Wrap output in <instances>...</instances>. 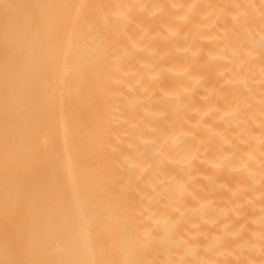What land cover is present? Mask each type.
<instances>
[{
	"label": "bare ground",
	"instance_id": "obj_1",
	"mask_svg": "<svg viewBox=\"0 0 264 264\" xmlns=\"http://www.w3.org/2000/svg\"><path fill=\"white\" fill-rule=\"evenodd\" d=\"M161 2L86 0L84 23L92 30L103 19L101 32L110 41L113 66L131 73L121 78L123 83H115L103 74L79 82L72 78L73 34L62 37V59L54 58L56 43L36 32L37 0H0V257L4 260L44 264L71 258L50 234L49 213L65 214L67 196L80 194L78 174L88 168L99 176L98 186H83L93 204L110 194L137 210L149 204L156 185L195 177L189 183L192 196L165 209L172 219L196 225L187 228L195 238L190 242L202 245L215 236L231 246L248 235L236 232L243 220L228 223L241 186L252 182L245 171H229L236 145L230 135L235 131L232 96H222L214 104L200 99L206 87L220 83L206 54L215 49L204 44L197 57L178 54L176 49L191 43L190 35L184 38L190 26L181 30V36L169 37L175 10L165 4L162 14L149 15ZM128 5L135 6L125 21L120 9ZM136 42L145 50L136 51ZM225 42L235 44L237 37L230 35L220 43ZM62 76L66 88L79 91L59 107L50 98L49 86ZM198 76L207 79L196 85ZM136 81L138 85L126 87ZM194 107L199 112H191ZM110 116L119 117L111 127ZM189 143L196 159L191 171L180 175L177 159ZM97 187L104 189L103 194ZM201 204L207 207L201 209ZM137 217L142 227L159 234L154 230L156 217L148 211H138ZM89 242L85 224L81 244Z\"/></svg>",
	"mask_w": 264,
	"mask_h": 264
},
{
	"label": "clouds",
	"instance_id": "obj_2",
	"mask_svg": "<svg viewBox=\"0 0 264 264\" xmlns=\"http://www.w3.org/2000/svg\"><path fill=\"white\" fill-rule=\"evenodd\" d=\"M37 2L39 23L36 32L47 42L56 43L54 58L62 59V37L68 32L73 34L70 74L77 82L99 78L103 74L115 83H123L121 78L131 74L122 67L113 66L115 58L110 41L101 32L103 19L92 30L84 23L86 0ZM165 4L177 13L171 17L169 37L181 36V30L190 26V32L184 38L190 35L191 43L176 49L178 54L197 57L204 50V44L215 49L206 54L208 64L215 70L220 83L206 87V94L200 99L214 104L222 96H232L234 121L231 127L235 131L230 135L236 145H233L235 150L231 155L234 161L229 171H245L252 177V182L241 186L239 199L230 207L233 219L228 223L234 225L236 220H243L236 232L243 230L248 235L242 243L231 246L222 237L215 236L202 245L190 242L195 238L189 235L187 228L196 225L188 219H172L165 209L168 205L183 203L192 196L193 189L189 183L195 177H190L188 181L175 180L156 185L149 204L137 210L126 207L110 194L103 195L93 204L83 186H98L99 176L97 170L88 168L79 172L81 191L78 196H67L65 214L56 216L49 213L50 234L61 241L60 251L71 258L49 260L44 264H264V0H162L149 15L162 14ZM134 6L120 9L126 14L121 19L126 21ZM140 8L143 10L144 5L141 4ZM233 34L237 37V43H220ZM76 37H79L78 42ZM133 47L139 52L145 50L139 42ZM25 53L26 49H22L21 54ZM153 54L154 51L149 52V55ZM194 79L195 84L199 85L207 77ZM64 82L65 77L62 76L59 82L49 86L50 98L59 107L66 105L70 96L79 91L78 88H66ZM138 83L136 81L126 87L131 89ZM184 107L187 108L188 104ZM190 111L197 113L199 107ZM117 122L118 116H110L107 120L109 127ZM109 134L117 135L115 132ZM194 159L195 147L189 143L177 159L180 165L178 174L190 172ZM97 191L103 194L104 189L97 187ZM206 207V204H201V209ZM138 211H148L157 218L158 227L154 230L158 235L141 226ZM85 224L90 242L82 245ZM55 254L50 252V255ZM0 264L11 262L0 257Z\"/></svg>",
	"mask_w": 264,
	"mask_h": 264
}]
</instances>
